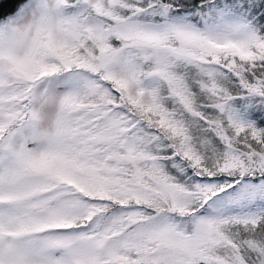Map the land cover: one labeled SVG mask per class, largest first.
<instances>
[{
  "label": "snow or ice",
  "instance_id": "1",
  "mask_svg": "<svg viewBox=\"0 0 264 264\" xmlns=\"http://www.w3.org/2000/svg\"><path fill=\"white\" fill-rule=\"evenodd\" d=\"M0 264H264V0H0Z\"/></svg>",
  "mask_w": 264,
  "mask_h": 264
}]
</instances>
